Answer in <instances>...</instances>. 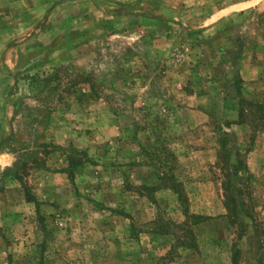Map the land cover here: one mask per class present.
<instances>
[{
    "label": "rangeland",
    "instance_id": "rangeland-1",
    "mask_svg": "<svg viewBox=\"0 0 264 264\" xmlns=\"http://www.w3.org/2000/svg\"><path fill=\"white\" fill-rule=\"evenodd\" d=\"M0 264H264V0H0Z\"/></svg>",
    "mask_w": 264,
    "mask_h": 264
},
{
    "label": "trees",
    "instance_id": "trees-1",
    "mask_svg": "<svg viewBox=\"0 0 264 264\" xmlns=\"http://www.w3.org/2000/svg\"><path fill=\"white\" fill-rule=\"evenodd\" d=\"M242 107V108H241ZM247 107H249V108H251V104L249 103V104H245V103H243L242 102V106H240V109H239V112H238V118L240 119V120H243V119H245V117H247V116H250V115H252L251 114V110L249 109H247ZM257 120H260V118H256ZM180 227L182 226V227H184L185 226V224H181V225H179ZM179 227V228H180ZM164 228V227H163ZM164 233V232H163Z\"/></svg>",
    "mask_w": 264,
    "mask_h": 264
}]
</instances>
